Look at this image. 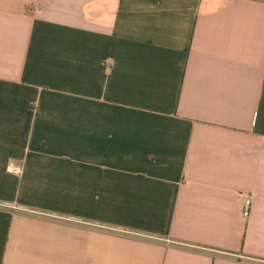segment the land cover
<instances>
[{"label": "crops", "instance_id": "obj_1", "mask_svg": "<svg viewBox=\"0 0 264 264\" xmlns=\"http://www.w3.org/2000/svg\"><path fill=\"white\" fill-rule=\"evenodd\" d=\"M0 264H264V0H0Z\"/></svg>", "mask_w": 264, "mask_h": 264}, {"label": "built area", "instance_id": "obj_2", "mask_svg": "<svg viewBox=\"0 0 264 264\" xmlns=\"http://www.w3.org/2000/svg\"><path fill=\"white\" fill-rule=\"evenodd\" d=\"M12 170H16L17 169L15 167H12ZM251 212V199H247L245 202H244V205H243V209H242V214L244 217H247L249 216Z\"/></svg>", "mask_w": 264, "mask_h": 264}]
</instances>
